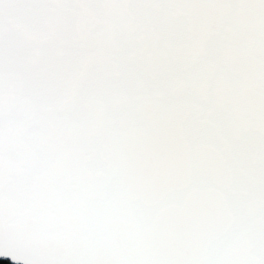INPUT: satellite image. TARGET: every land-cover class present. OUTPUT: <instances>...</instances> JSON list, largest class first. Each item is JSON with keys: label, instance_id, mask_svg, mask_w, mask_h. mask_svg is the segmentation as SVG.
<instances>
[{"label": "snow or ice", "instance_id": "1", "mask_svg": "<svg viewBox=\"0 0 264 264\" xmlns=\"http://www.w3.org/2000/svg\"><path fill=\"white\" fill-rule=\"evenodd\" d=\"M0 257L264 264V0H0Z\"/></svg>", "mask_w": 264, "mask_h": 264}, {"label": "water", "instance_id": "2", "mask_svg": "<svg viewBox=\"0 0 264 264\" xmlns=\"http://www.w3.org/2000/svg\"><path fill=\"white\" fill-rule=\"evenodd\" d=\"M0 260H7L10 264H13V261L6 257H0Z\"/></svg>", "mask_w": 264, "mask_h": 264}, {"label": "trees", "instance_id": "3", "mask_svg": "<svg viewBox=\"0 0 264 264\" xmlns=\"http://www.w3.org/2000/svg\"><path fill=\"white\" fill-rule=\"evenodd\" d=\"M0 264H10L7 260H0Z\"/></svg>", "mask_w": 264, "mask_h": 264}]
</instances>
